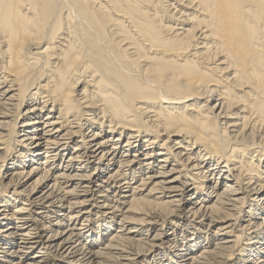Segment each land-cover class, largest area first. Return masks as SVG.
I'll return each instance as SVG.
<instances>
[{
  "label": "bare ground",
  "instance_id": "1",
  "mask_svg": "<svg viewBox=\"0 0 264 264\" xmlns=\"http://www.w3.org/2000/svg\"><path fill=\"white\" fill-rule=\"evenodd\" d=\"M0 264H264V0H0Z\"/></svg>",
  "mask_w": 264,
  "mask_h": 264
},
{
  "label": "rangeland",
  "instance_id": "2",
  "mask_svg": "<svg viewBox=\"0 0 264 264\" xmlns=\"http://www.w3.org/2000/svg\"><path fill=\"white\" fill-rule=\"evenodd\" d=\"M74 20H76V19H74ZM107 36H109L108 34H107ZM112 39V38H111ZM112 41H114L113 39H112ZM112 43V42H111ZM116 46V45H115ZM114 46V47H115ZM45 48V46L43 47V49ZM115 49L118 51V52H120L122 55H123V53H122V49H120V48H118L117 46L115 47ZM121 50V51H120ZM47 62L49 63V65L47 66L48 68H52V66H51V62H52V60H51V57H49V58H47ZM86 76V80H90L88 77H87V72H85V71H82V72H80L78 75L76 74V75H73L72 76V81H74V84H73V86H72V90H73V92H74V94H75V92L77 93V91H79V92H81V91H83V89L85 88V86L87 85L86 83H85V81H83L81 78H84ZM80 80V81H79ZM82 80V81H81ZM205 98H206V96L205 95H202L201 96V99L199 100V101H204L205 100ZM194 101V100H193ZM149 102H152V101H149ZM192 102V101H191ZM216 102V101H215ZM87 130V129H86Z\"/></svg>",
  "mask_w": 264,
  "mask_h": 264
}]
</instances>
